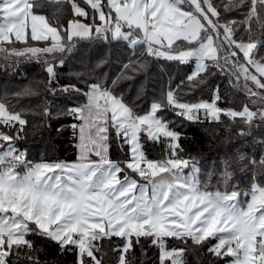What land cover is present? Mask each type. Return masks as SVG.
<instances>
[{
	"label": "trees",
	"instance_id": "16d2710c",
	"mask_svg": "<svg viewBox=\"0 0 264 264\" xmlns=\"http://www.w3.org/2000/svg\"><path fill=\"white\" fill-rule=\"evenodd\" d=\"M76 1L81 14L69 0L30 2L31 13L61 31L63 48L46 53L50 40L0 41V102L24 120V124L0 122V150L12 144L24 165L78 161L79 110L89 103L92 92H99L105 104L112 93L121 97L135 117L159 105L158 117L178 134V145L172 148L167 139H151L142 132L140 142L147 159L198 164V185L206 193L241 194L248 199L253 186L264 188V79L260 73L254 79L243 74L264 64V0L255 5L252 0H210L221 38L219 58L192 77L190 65L156 57L146 43L131 46L127 40L115 39L111 26L102 27L105 20L99 16H114L109 0H99L100 11L86 0ZM71 21L92 25V35L69 38ZM224 28L228 41L222 38ZM239 43L255 44L250 61ZM34 47L42 49L41 53H30ZM169 92L181 103L213 100L217 94L221 110L248 107L254 115L222 113L213 121L189 120L169 103ZM109 132L108 159L129 160L125 138L115 128ZM29 229L24 243L5 246L8 264H79L77 245L54 240L35 224ZM93 241L94 255H84V264H175L171 258L163 259L164 249L181 252L179 264H227L231 259L228 254L214 253L212 238L138 235L130 238L126 251L125 237L108 234Z\"/></svg>",
	"mask_w": 264,
	"mask_h": 264
},
{
	"label": "rangeland",
	"instance_id": "374dc122",
	"mask_svg": "<svg viewBox=\"0 0 264 264\" xmlns=\"http://www.w3.org/2000/svg\"><path fill=\"white\" fill-rule=\"evenodd\" d=\"M31 1L0 0V41L50 40L46 53L63 48L61 31L43 16L31 13ZM69 1L77 14L83 12L76 0ZM86 1L95 10L102 9L99 0ZM109 5L114 16L103 13L99 18L107 21H102V27L109 25L119 31L116 38L131 46L144 42L156 57L190 65L191 77L202 73L208 63H217L221 38L210 0H109ZM92 32V25L81 21L68 25L69 38H86ZM222 38L228 41L226 28ZM182 42L194 45L188 48ZM239 47L250 61L255 44L239 43ZM41 50L34 47L29 51L39 54ZM222 50L228 55L224 47ZM250 68L243 73L246 78H257L260 73L264 79V64ZM100 99L99 92H92L89 103L79 110L78 161L24 165L12 144L0 150V264H8L5 246L24 243L32 223L54 240L77 245L79 264H84V255H94L93 240L108 234L126 238L124 251L130 238L138 235L212 238L214 253L231 258L227 264H264V188L253 186L248 199L241 194L201 191L198 164L152 161L144 155L142 132L151 139H167L172 148L178 145V134L157 115L159 105L153 104L147 114L135 117L120 100L115 102V96L107 106ZM216 100L217 94L213 100L181 103L168 93L169 103L189 120L204 117L213 121L222 113L254 115L248 107L223 111ZM2 120L24 124L0 102ZM113 128L129 146L130 159L123 163L108 159ZM12 160L16 164H8ZM163 171H169L173 180L148 182ZM180 253L164 249L162 257L179 264Z\"/></svg>",
	"mask_w": 264,
	"mask_h": 264
},
{
	"label": "water",
	"instance_id": "95a60500",
	"mask_svg": "<svg viewBox=\"0 0 264 264\" xmlns=\"http://www.w3.org/2000/svg\"><path fill=\"white\" fill-rule=\"evenodd\" d=\"M173 176L169 171H164L160 174H158L156 177L149 179V183H159V182H164V181H172ZM263 250V248H261Z\"/></svg>",
	"mask_w": 264,
	"mask_h": 264
},
{
	"label": "crops",
	"instance_id": "0c3cea01",
	"mask_svg": "<svg viewBox=\"0 0 264 264\" xmlns=\"http://www.w3.org/2000/svg\"><path fill=\"white\" fill-rule=\"evenodd\" d=\"M210 4H211V1H210ZM211 7H212V4H211ZM213 8V7H212ZM214 9V8H213ZM101 31L103 30V29H100ZM109 31H110V33H111V35L115 38V39H118V38H116L115 36L117 35V32H119L118 30H117V32H116V30L114 31V29L112 28V27H110L109 28ZM115 34V35H114ZM114 95L111 93V98L113 97ZM116 97V96H115ZM103 100V99H102ZM116 101L115 102H117L118 100L117 99H115ZM103 102H104V100H103ZM120 102H122V101H118V103H120ZM123 103V102H122ZM105 104V103H104ZM106 106H107V104H105ZM129 109V108H128ZM164 172V171H163ZM64 174V173H63ZM32 224H35V223H32ZM36 225V224H35ZM47 235H50V234H47Z\"/></svg>",
	"mask_w": 264,
	"mask_h": 264
},
{
	"label": "built area",
	"instance_id": "2783aa9c",
	"mask_svg": "<svg viewBox=\"0 0 264 264\" xmlns=\"http://www.w3.org/2000/svg\"><path fill=\"white\" fill-rule=\"evenodd\" d=\"M108 96H109V98L111 97L110 93H109ZM116 98H117V100H121V97H119V96H117ZM11 163H12V164H16L15 161H13V160H12L10 163H8V164H11ZM2 165H3V164L0 163V166H2Z\"/></svg>",
	"mask_w": 264,
	"mask_h": 264
}]
</instances>
